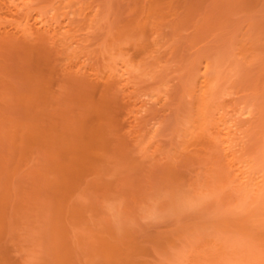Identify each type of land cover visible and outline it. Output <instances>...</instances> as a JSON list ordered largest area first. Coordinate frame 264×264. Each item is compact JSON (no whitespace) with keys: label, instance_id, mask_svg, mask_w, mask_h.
<instances>
[{"label":"rangeland","instance_id":"374dc122","mask_svg":"<svg viewBox=\"0 0 264 264\" xmlns=\"http://www.w3.org/2000/svg\"><path fill=\"white\" fill-rule=\"evenodd\" d=\"M187 184L201 211L152 217ZM175 248L264 264V0H0V264Z\"/></svg>","mask_w":264,"mask_h":264},{"label":"clouds","instance_id":"9594fccd","mask_svg":"<svg viewBox=\"0 0 264 264\" xmlns=\"http://www.w3.org/2000/svg\"><path fill=\"white\" fill-rule=\"evenodd\" d=\"M203 198L199 195V189L191 184L183 186H166L152 202V217L158 220L177 219L184 215H190L201 211L204 207ZM105 220L119 231L123 222V213L116 214L111 209L103 210ZM141 222L149 224L153 222L151 217L141 216ZM184 249L175 248L163 252L159 259L163 264H181L184 257Z\"/></svg>","mask_w":264,"mask_h":264},{"label":"bare ground","instance_id":"6f19581e","mask_svg":"<svg viewBox=\"0 0 264 264\" xmlns=\"http://www.w3.org/2000/svg\"><path fill=\"white\" fill-rule=\"evenodd\" d=\"M58 28V27H57Z\"/></svg>","mask_w":264,"mask_h":264}]
</instances>
